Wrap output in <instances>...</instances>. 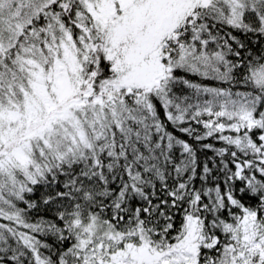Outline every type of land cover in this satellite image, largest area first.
I'll return each instance as SVG.
<instances>
[{
  "label": "snow or ice",
  "instance_id": "snow-or-ice-1",
  "mask_svg": "<svg viewBox=\"0 0 264 264\" xmlns=\"http://www.w3.org/2000/svg\"><path fill=\"white\" fill-rule=\"evenodd\" d=\"M0 264H264V0H0Z\"/></svg>",
  "mask_w": 264,
  "mask_h": 264
}]
</instances>
